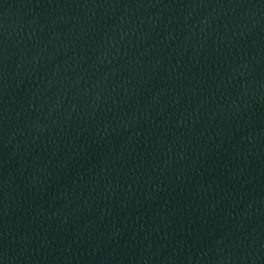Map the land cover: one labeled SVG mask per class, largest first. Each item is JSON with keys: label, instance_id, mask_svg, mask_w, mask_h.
<instances>
[{"label": "water", "instance_id": "95a60500", "mask_svg": "<svg viewBox=\"0 0 264 264\" xmlns=\"http://www.w3.org/2000/svg\"><path fill=\"white\" fill-rule=\"evenodd\" d=\"M248 0H0V264H25L127 165Z\"/></svg>", "mask_w": 264, "mask_h": 264}]
</instances>
